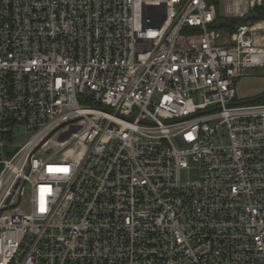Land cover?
Masks as SVG:
<instances>
[{"label":"built area","instance_id":"built-area-1","mask_svg":"<svg viewBox=\"0 0 264 264\" xmlns=\"http://www.w3.org/2000/svg\"><path fill=\"white\" fill-rule=\"evenodd\" d=\"M261 5L0 0V264H264Z\"/></svg>","mask_w":264,"mask_h":264},{"label":"rangeland","instance_id":"rangeland-1","mask_svg":"<svg viewBox=\"0 0 264 264\" xmlns=\"http://www.w3.org/2000/svg\"><path fill=\"white\" fill-rule=\"evenodd\" d=\"M236 97L239 100L248 99L264 94V66L247 69L235 85ZM32 132L22 130L16 137L15 144L22 145ZM198 178L197 168L194 166L188 171H182V181Z\"/></svg>","mask_w":264,"mask_h":264},{"label":"water","instance_id":"water-1","mask_svg":"<svg viewBox=\"0 0 264 264\" xmlns=\"http://www.w3.org/2000/svg\"><path fill=\"white\" fill-rule=\"evenodd\" d=\"M257 16L258 15H257L256 12H252L246 17V19H249V18L257 19ZM231 20H233V19H231ZM262 98H264V94L256 96V97H251V98H248V99L238 100V101L234 102L233 104L240 105V104L252 103V102H255L256 100L262 99Z\"/></svg>","mask_w":264,"mask_h":264},{"label":"trees","instance_id":"trees-1","mask_svg":"<svg viewBox=\"0 0 264 264\" xmlns=\"http://www.w3.org/2000/svg\"><path fill=\"white\" fill-rule=\"evenodd\" d=\"M255 12L257 13L258 19H264V5L258 6L255 8ZM256 103H264V98L258 99L255 101Z\"/></svg>","mask_w":264,"mask_h":264}]
</instances>
